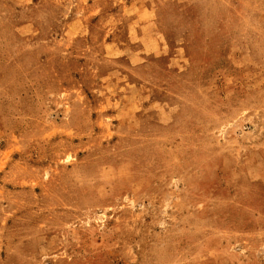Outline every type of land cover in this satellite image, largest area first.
Returning a JSON list of instances; mask_svg holds the SVG:
<instances>
[{"label":"rangeland","instance_id":"obj_1","mask_svg":"<svg viewBox=\"0 0 264 264\" xmlns=\"http://www.w3.org/2000/svg\"><path fill=\"white\" fill-rule=\"evenodd\" d=\"M0 264H264V0H0Z\"/></svg>","mask_w":264,"mask_h":264}]
</instances>
